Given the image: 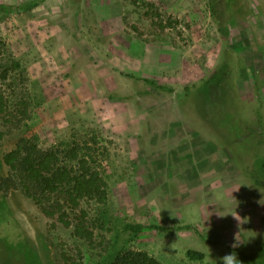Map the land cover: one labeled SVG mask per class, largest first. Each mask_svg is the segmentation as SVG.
I'll use <instances>...</instances> for the list:
<instances>
[{
	"label": "rangeland",
	"instance_id": "1",
	"mask_svg": "<svg viewBox=\"0 0 264 264\" xmlns=\"http://www.w3.org/2000/svg\"><path fill=\"white\" fill-rule=\"evenodd\" d=\"M226 1L230 9H212L211 0H0L14 7L0 20V71L21 62L4 89L27 96V122L42 148L65 158L74 143L100 139L90 152L108 192L105 204L85 203L96 218L90 251L73 226L47 216L20 188L2 189L9 173L2 157L15 146L6 137L0 264H63L60 252L77 264H112L119 249L147 251L163 264H222L230 253L237 264L256 258L264 247V186L248 171L264 179L254 112L260 103L264 115V0ZM225 60L232 76L214 93H228L230 121L219 108L211 114L216 128L200 114L185 117L178 95L203 93ZM220 128L227 132L218 135ZM229 133L234 143L226 145ZM127 222L145 228L133 236Z\"/></svg>",
	"mask_w": 264,
	"mask_h": 264
},
{
	"label": "trees",
	"instance_id": "2",
	"mask_svg": "<svg viewBox=\"0 0 264 264\" xmlns=\"http://www.w3.org/2000/svg\"><path fill=\"white\" fill-rule=\"evenodd\" d=\"M212 9L220 8L224 3L227 8L232 4L226 0H211ZM13 6L9 4H0V20H5L13 12ZM244 18L245 15L239 16ZM220 19L222 25L229 23L230 19ZM239 19V18H237ZM232 51L227 49L226 54L231 56ZM21 67V62L12 60L11 66H5L0 71V141L6 137L14 140L15 146L3 155V162L8 166V176L2 180V189L8 190L9 186L20 188L28 197H31L41 210L50 217H57L66 227L73 226V235L83 239L90 251L97 247L94 242L97 239L95 230L90 225L89 213L85 208V203L94 201L96 205L105 204L108 198L107 183L104 176L97 166V157L90 151L97 150L101 146L100 139L90 141L83 139L82 143H74L67 151L65 158H62L61 152L57 149L42 148L31 127L29 113V100L24 93H7L4 85L9 87L13 84L8 83L11 77L10 69ZM233 64L225 60L220 68L215 71L200 88L203 93H180L178 99L183 107V113L186 116L192 112V115H201L213 127H218V122L212 118V113L216 109H222L224 121L231 119V115L224 111V106L229 101L228 93H214L217 88H222L226 81L232 76ZM147 80V79H146ZM149 81V79H148ZM149 82L154 81L150 80ZM156 84V83H155ZM162 90L169 92L173 88L166 87L164 84H156ZM13 90V89H12ZM258 100L260 94L257 93ZM220 103V107L219 104ZM218 104V105H217ZM213 109V112L210 110ZM204 111V113H202ZM256 121L258 122V133L264 142V115L261 105L255 108ZM240 115V113L237 111ZM211 116V117H210ZM224 129V128H223ZM226 130V129H224ZM229 130V129H228ZM231 134L238 135L237 126L232 128ZM29 132V133H26ZM31 132V133H30ZM227 131L218 130V135ZM226 139V145L233 144L234 141L230 133ZM100 143V144H99ZM83 144V145H82ZM102 148V147H101ZM95 152V151H94ZM257 185L264 186V179L253 170L248 171ZM100 207L97 208V213ZM73 214V215H72ZM96 218L92 219L95 223ZM91 221V222H92ZM93 223V224H94ZM151 227L165 232H175L180 226H161L151 225ZM145 225L142 223L127 222L124 225L125 230H129L133 236L139 234ZM103 241V240H102ZM98 242L102 248H106L105 242ZM108 246V245H107ZM109 247V246H108ZM192 258H203V253L188 250ZM57 259L63 264H77L70 261L66 253L57 254ZM246 264H264V247L260 248L256 258L251 260L245 257ZM112 264H163L155 256L150 255L143 250H117L112 257Z\"/></svg>",
	"mask_w": 264,
	"mask_h": 264
},
{
	"label": "clouds",
	"instance_id": "3",
	"mask_svg": "<svg viewBox=\"0 0 264 264\" xmlns=\"http://www.w3.org/2000/svg\"><path fill=\"white\" fill-rule=\"evenodd\" d=\"M235 247V245H233ZM222 264H237V257L235 253L225 254L221 257Z\"/></svg>",
	"mask_w": 264,
	"mask_h": 264
}]
</instances>
